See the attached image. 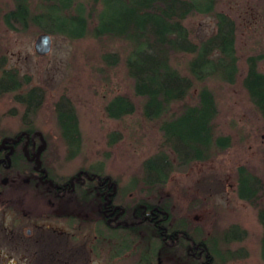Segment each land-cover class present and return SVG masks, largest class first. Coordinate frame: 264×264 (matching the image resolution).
<instances>
[{
	"label": "trees",
	"instance_id": "obj_1",
	"mask_svg": "<svg viewBox=\"0 0 264 264\" xmlns=\"http://www.w3.org/2000/svg\"><path fill=\"white\" fill-rule=\"evenodd\" d=\"M8 1L12 8L2 14L1 21L14 33L23 34L34 29L69 41L109 40L122 46L119 51L104 52L99 57L100 71L116 68L121 63L131 85V96L116 94L106 101L103 111L108 119L120 120L134 114L135 99L141 102L140 116L145 121L168 119L158 126L160 151L143 162L141 182L132 180V187H117L118 194L134 193V199L126 206L128 213L135 202L139 206H156L168 214L162 226L168 232L179 234L180 230L184 234L174 246L164 247L150 226H140L149 231L145 236L149 250L138 254L144 256V264H155L156 251L160 252L161 264H199V258L192 255L195 252L190 248L191 242L204 246L211 264L242 258L243 255L235 256L228 246L242 241L245 231L242 230V237H232L239 229L233 225L207 237L185 217L172 222L171 201L156 194L174 173H181L192 164H202L230 146L229 137L215 134L214 120L218 111L215 97L207 87L211 79L233 85L239 76V58L234 47L236 25L230 17L216 10L218 0ZM193 17L211 18L213 30L210 34L194 37V29L186 23ZM124 46L127 53L122 59ZM262 60L264 54L244 58L239 83L264 124V73L257 69ZM25 82L13 71L3 72L0 96L14 93L13 99L23 104L24 116L29 120L43 101V91L31 88L16 94ZM194 88L193 104L188 105L186 99ZM53 113L65 153H68L66 159L71 160L79 154L81 145L74 106L62 94L55 101ZM118 139L117 133L109 134L107 145L112 146ZM78 169L103 175L100 167ZM90 194L86 189L80 191V206H84V210H95L93 205L85 206L91 200L93 194ZM234 194L255 213L261 228L259 253L264 262V179L247 167L239 166L235 169ZM223 254H227V258Z\"/></svg>",
	"mask_w": 264,
	"mask_h": 264
},
{
	"label": "rangeland",
	"instance_id": "obj_2",
	"mask_svg": "<svg viewBox=\"0 0 264 264\" xmlns=\"http://www.w3.org/2000/svg\"><path fill=\"white\" fill-rule=\"evenodd\" d=\"M11 8L8 0H0V76L2 72L13 71L20 81H26L16 94L31 88L43 91V101L33 117L39 130L57 131L53 106L62 94L71 101L76 112L81 137L79 154L66 160L68 153L62 143L50 139L52 146L58 149L56 164L62 173L70 175L78 168L100 167L113 181L118 180V188L132 187V180L141 182L143 162L160 151L158 126L168 119L145 121L140 116L138 99L134 100V114L120 120L105 116L103 107L109 98L116 94L131 96L130 81L121 63L116 68L100 71V55L122 46L109 40L69 41L62 36H50V52L38 57L33 52V41L40 33L34 29L14 33L3 26L1 16ZM216 10L230 17L236 25L234 47L239 58L238 78L233 85L213 79L207 82L218 111L214 120L215 134L229 137L230 146L202 164H192L187 170L174 173L156 194L171 201L172 222L185 217L207 237L233 225L239 229L232 237H242V230L246 232L242 241L228 246L235 256L243 257L224 264H264L259 253L261 228L255 213L234 194L237 167L245 166L264 179V124L239 83L244 71L243 59L264 54V0H218ZM186 23L194 29V37H205L213 30V21L208 17H193ZM126 53L124 46L122 59ZM257 69L264 73V60ZM195 90L190 91L186 104H193ZM13 95L0 96V116L10 117L7 123L11 128L22 116V108L15 103ZM111 133H117L119 139L108 146L107 136ZM139 231L144 238L148 236L145 227L121 228L116 230L115 238L120 244L127 242L133 247L131 235Z\"/></svg>",
	"mask_w": 264,
	"mask_h": 264
},
{
	"label": "flooded vegetation",
	"instance_id": "obj_3",
	"mask_svg": "<svg viewBox=\"0 0 264 264\" xmlns=\"http://www.w3.org/2000/svg\"><path fill=\"white\" fill-rule=\"evenodd\" d=\"M15 103L22 116L14 128L7 123L10 117L0 116V264H144L138 255L148 248L142 233L131 235L136 239L131 247L117 242V229L146 224L164 247L184 236L162 226L168 214L156 206L135 202L128 213L134 197L118 194L110 176L82 169L64 175L50 140L61 142L60 132L39 130L34 118L24 116L23 104ZM84 189L93 194L85 206L95 210L80 206ZM190 248L199 264H211L204 246L191 242ZM159 255L156 251L155 264Z\"/></svg>",
	"mask_w": 264,
	"mask_h": 264
},
{
	"label": "water",
	"instance_id": "obj_4",
	"mask_svg": "<svg viewBox=\"0 0 264 264\" xmlns=\"http://www.w3.org/2000/svg\"><path fill=\"white\" fill-rule=\"evenodd\" d=\"M50 36L45 33L38 34L33 41V52L38 57H43L50 52Z\"/></svg>",
	"mask_w": 264,
	"mask_h": 264
}]
</instances>
